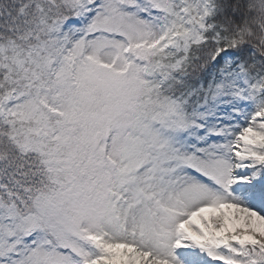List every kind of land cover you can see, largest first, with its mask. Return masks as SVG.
<instances>
[{
	"label": "snow or ice",
	"instance_id": "6c2138e0",
	"mask_svg": "<svg viewBox=\"0 0 264 264\" xmlns=\"http://www.w3.org/2000/svg\"><path fill=\"white\" fill-rule=\"evenodd\" d=\"M0 264H264V0H0Z\"/></svg>",
	"mask_w": 264,
	"mask_h": 264
}]
</instances>
